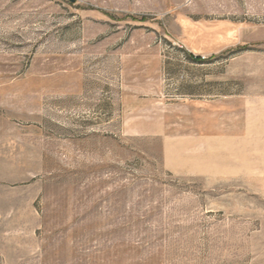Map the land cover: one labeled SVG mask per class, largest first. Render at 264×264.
<instances>
[{
    "label": "rangeland",
    "instance_id": "374dc122",
    "mask_svg": "<svg viewBox=\"0 0 264 264\" xmlns=\"http://www.w3.org/2000/svg\"><path fill=\"white\" fill-rule=\"evenodd\" d=\"M0 264H264V0H0Z\"/></svg>",
    "mask_w": 264,
    "mask_h": 264
},
{
    "label": "crops",
    "instance_id": "0c3cea01",
    "mask_svg": "<svg viewBox=\"0 0 264 264\" xmlns=\"http://www.w3.org/2000/svg\"><path fill=\"white\" fill-rule=\"evenodd\" d=\"M228 30H233V29H228ZM226 32L225 34V41L228 43V44H231L232 42H234L233 38L237 37V42L236 44H240L242 41V35H243V29H234L233 32L229 31ZM257 33H254L252 36V42H258L260 40V33L259 31H256Z\"/></svg>",
    "mask_w": 264,
    "mask_h": 264
},
{
    "label": "trees",
    "instance_id": "16d2710c",
    "mask_svg": "<svg viewBox=\"0 0 264 264\" xmlns=\"http://www.w3.org/2000/svg\"><path fill=\"white\" fill-rule=\"evenodd\" d=\"M190 58H191L192 60L196 61V62L200 61V58H193V57H191V56H190Z\"/></svg>",
    "mask_w": 264,
    "mask_h": 264
}]
</instances>
